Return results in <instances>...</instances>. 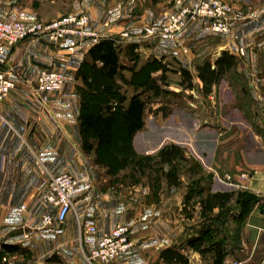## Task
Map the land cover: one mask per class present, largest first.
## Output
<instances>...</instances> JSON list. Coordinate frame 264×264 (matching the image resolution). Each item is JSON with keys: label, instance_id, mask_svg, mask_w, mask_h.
I'll return each instance as SVG.
<instances>
[{"label": "crops", "instance_id": "obj_1", "mask_svg": "<svg viewBox=\"0 0 264 264\" xmlns=\"http://www.w3.org/2000/svg\"><path fill=\"white\" fill-rule=\"evenodd\" d=\"M223 1L232 7L230 33L211 37L213 33L208 24L200 21L190 24L176 42L165 37L143 38L146 26H157L160 16L174 8L173 0H0V19L4 21L42 27L63 16L86 15L88 29L101 36L96 40L64 36L55 43L27 38L6 52V63L0 70L11 68L19 75L15 88L0 105L1 256L6 257L9 264L23 261L30 264H89L85 254L127 220H136L130 230L132 247L108 264H180L165 260L163 252L172 248L181 255L175 246L182 233L189 230L191 236L198 237L201 230L207 229L210 233L202 247L195 245L190 249L195 261L189 264H218V261L220 264L234 261L264 264V160L255 158L256 152L264 147L253 143L251 149L246 148L243 138V143L238 141L232 152L225 145L233 138V132L223 140L213 138L214 151L209 155L193 154L188 149L190 145L164 135L162 125L165 121L158 109L160 105L155 106V115H149L145 108L144 126L132 137L135 153L155 156L166 145L184 146L185 158L193 160L195 165L188 166V182L179 176L182 169L179 165L177 177L167 182L170 192L160 191L155 201H150L149 185L143 187L141 184L144 189L141 208L133 217L134 196L125 190L133 185L118 180L119 175L99 163L95 150L86 152L83 149L79 128L80 90L85 86L75 75L85 60L90 61L89 49L104 38L113 39L119 45L120 61L123 53L132 63L138 57L142 61L140 67L148 60L157 59L166 65L165 68L174 69L175 74L189 71L194 81L190 92L202 89L197 67L208 61L214 68L213 64L224 51L239 62L211 86L209 98H214L213 94L219 90L242 89L229 77L231 72L242 78L244 84L252 76L255 87L262 89L264 0ZM106 19L109 27L104 26ZM124 31L130 36L126 41L119 38ZM240 48L244 50L243 57L239 56ZM54 62L64 68L65 84L59 93L49 94L48 100L44 101L32 90L38 72L54 70L51 68ZM177 86L175 92H180L182 86ZM211 103L214 106V101ZM209 118L205 122L215 125L224 119L216 115ZM149 123L158 136L156 146L150 144L149 147L148 136L152 134ZM207 132L213 134L211 128ZM224 133L220 131L218 135ZM177 135L181 137V132ZM141 136L145 147L138 150L135 142ZM254 138L257 139L255 135ZM166 166L163 164L162 168L168 174ZM226 172L234 174V182L240 187H231L214 179V174L221 177ZM241 172L247 173L248 178L240 179L238 174ZM59 174H69L78 181L74 216L70 213L62 225L54 222L52 227L44 230L40 225L41 212L34 210L32 205L36 204L40 182ZM217 193L228 195L221 207L210 203ZM244 196L251 197L247 203L242 202ZM22 206H27L28 211H22ZM76 215L94 219L96 232H81ZM21 230H25V234ZM19 247L26 250L17 251Z\"/></svg>", "mask_w": 264, "mask_h": 264}, {"label": "rangeland", "instance_id": "obj_2", "mask_svg": "<svg viewBox=\"0 0 264 264\" xmlns=\"http://www.w3.org/2000/svg\"><path fill=\"white\" fill-rule=\"evenodd\" d=\"M63 17H67V16H63ZM109 25L107 27H109ZM215 35L218 36L221 34L213 33V36L211 37H214ZM119 38L121 37L119 36ZM121 40L126 41V39L123 38ZM133 60H134L133 63L130 62L125 56V54L122 53L120 62L123 69L121 70V74L120 76H117L115 79L108 82L115 87V94H114L115 96H111V93H109V97H110L109 100L113 104L115 102H118V98L121 96H124L127 100H129L131 96L139 95L141 99H143V101L145 102V108L147 109V113L149 115H155L157 111V108H155V106L157 104L160 105L158 109H160L163 121H165V123L162 125V130L164 131V135L175 140L176 142H180L185 145H190V147L188 146L185 147H188V149L190 148L193 154L196 153L199 155L201 153L202 154L206 153V155H209V153L212 150L214 151V147L212 146L213 138L215 139L219 138L220 140H223L225 137H230L231 133L233 132L234 134H232L233 136V138H231L232 140L229 139L228 140L229 143L225 145V147L229 148V150L232 152L236 150L239 142L243 143V141L246 148L251 149L253 143L264 147V102H263L264 86L262 89L261 87L258 88L255 87L254 79H252L253 78L252 76L249 77L248 81L244 84L242 78L236 76L235 72L229 73L228 74L229 77L235 80L239 88L242 89L236 91L219 90L213 94L214 98H209L210 95H208V93L210 91L206 92V90H204L203 88V85H202V89H200L199 91L191 90L190 92L191 88L189 89L183 86L188 84V80L186 79V77L183 76L181 73L175 74L174 69H170L166 67L165 68L166 73L161 72V73L152 74V76L155 79L154 87L158 89V92L156 93L153 90L150 91L144 90L143 87L138 86L137 82L134 79H132L131 76L134 71L133 69H138L142 63V61H140L138 57L134 58ZM238 62L235 61V63L229 68V70L236 68ZM88 63L89 62L85 60L81 64L78 71L76 72L75 78L77 80H80L81 83H82L81 81L82 79L80 77V71L81 70L87 71V68L89 67ZM162 65H164V67L166 66L165 64ZM51 68H54V70L56 71L58 70L62 72L64 70V68L59 67V64L55 62L53 63ZM89 77L92 78V75H89ZM219 80L220 78L217 80V83L219 82ZM191 81L192 83L194 82L193 78L191 79ZM95 82L96 83L102 82L101 84H105V82L99 79L98 77H96ZM182 83L184 84L182 85ZM82 84L84 85V83ZM178 84L182 86V89L180 90V92H175V89L178 88L177 86ZM252 85L255 88L250 89L249 86ZM81 91L82 90H80V95H81ZM211 101H214L215 103L214 106H212ZM214 115H216L217 118L223 117L224 118L223 121H225L226 123L222 121V123L216 124L218 125V127H216L215 124H208L205 122V120L210 119L209 118L210 116H214ZM177 122H179L180 124H177ZM149 126L150 129H152V132H150L152 134L148 136L149 138L148 141L151 142V143L148 142L149 147L150 144L152 146H156L158 141V136L156 135L154 127L151 124ZM208 128H211L213 134L207 132ZM219 130L225 131V133L223 135H218V133L220 132ZM175 132L177 133L181 132V137L178 136L177 133ZM254 135L256 136L257 139L254 138ZM143 139L144 138L142 136L136 139L135 146L137 147L138 150L145 147L144 144L145 141ZM132 140H131V145H127V146L133 147ZM171 145L173 144L166 145L165 147ZM120 146L121 145L117 143V147L119 148ZM183 148L180 147V149H182L181 150L182 157L179 158L177 156L175 159H172L170 161L169 160L164 161L162 156L160 155L149 156L148 158L146 157L142 158L143 156H140L139 154H136V156H131V157L127 156V161L129 159H131L132 161L126 162L124 166L119 165L120 163L119 159L117 160V164H116L117 172L115 174L120 176L117 179L121 180L123 183L133 185V188L130 189L127 187L125 189L127 193L132 192L131 195L134 196V201L132 205L133 217L135 215V212L139 211L141 208L140 200H142L143 191H144V189L140 187L141 184L143 187L149 185V188H151L150 201L153 200L155 201L160 191L165 193L170 192L171 189L167 185V182L169 181L168 183H170V181L173 179V176L170 174H166L163 171L162 168L163 164L167 165L166 167L169 168V172L173 171L174 178L177 177L178 166L179 165L182 166V169L180 168L181 172L179 173V176L181 178H184V181L188 182V179L190 177L188 166L189 165L194 166L195 162L191 159L185 158ZM255 158L260 161L264 160V149L258 150V152H256L255 154ZM204 162L206 161L203 160V163ZM214 179L216 178L214 177ZM131 195L128 194V196ZM32 207H34V210L37 209L38 212H41V215L47 209L50 208L49 205L45 203L40 204L37 201L36 204L32 205ZM22 211H28L27 206L23 208ZM72 216H74L73 213ZM133 223H136V220L135 221L127 220L126 222H123V224H119V225L126 224L125 226H129L131 230V224ZM40 225H41V220H40ZM49 228L50 227H48L47 229ZM43 229L45 230L46 228ZM1 230H0V237L3 234V231ZM24 231L25 230H21L23 234H25ZM191 235L192 234H190L189 230H187L184 233H182L181 237L176 242L175 247L177 249H180L181 255L183 257L180 264H189V262L195 261V258L192 257L193 254L190 250L195 248V245H191L190 243V240L194 239V236ZM0 240L2 241V238H0ZM202 245H203L202 242L198 243L196 248L202 247ZM19 249L20 250L17 251L26 250V249H21L20 247ZM24 256H25L24 258L29 259V257H27L26 255Z\"/></svg>", "mask_w": 264, "mask_h": 264}, {"label": "built area", "instance_id": "obj_3", "mask_svg": "<svg viewBox=\"0 0 264 264\" xmlns=\"http://www.w3.org/2000/svg\"><path fill=\"white\" fill-rule=\"evenodd\" d=\"M173 4L174 9L162 14L157 21V26L149 25L144 28V39L165 37L177 41L190 24L198 21L206 22L213 33L228 34L231 32L232 7L223 0H173ZM88 25L89 19L85 15L63 17L42 27L27 26L21 22L0 19V67H4L6 63L7 50L27 38L45 39L54 43L64 36L100 39L101 36L98 32L88 30ZM108 25L109 22L106 20L104 26ZM120 37L128 39L130 36L127 31H124L120 33ZM239 56H244L242 48L239 49ZM18 79V73L13 69L3 68L0 70V105L2 100L15 88ZM64 84L65 75L62 71L41 70L37 74L32 91L45 101L48 100L49 94L59 93ZM251 88L255 87L252 85ZM238 176L243 180L248 178V174L245 172L239 173ZM214 177L219 182L231 187L239 186L234 182L232 172H226L221 177L214 174ZM77 187L78 181L69 174L50 176L40 182L37 187L36 200L40 204L45 203L50 206L42 214V228H48L54 222L60 225L65 223L68 215L74 211V196ZM21 208L23 209L24 206ZM76 218L81 232L85 231L90 234L96 232L97 226L94 219H82L77 215ZM131 247L130 228L125 225H117L98 241L93 250L85 254V258L89 264H107L126 253ZM2 251L3 243L0 240V253ZM0 258L3 262L9 263L6 257L0 256ZM231 264L244 263L234 261Z\"/></svg>", "mask_w": 264, "mask_h": 264}, {"label": "trees", "instance_id": "obj_4", "mask_svg": "<svg viewBox=\"0 0 264 264\" xmlns=\"http://www.w3.org/2000/svg\"><path fill=\"white\" fill-rule=\"evenodd\" d=\"M89 67L80 71V77L85 88L81 91V111L79 117V128L82 135V147L86 152L95 150L99 163L109 167L110 172H117V160L119 165L124 166L127 156H136L131 145L132 137L144 126L143 114L145 102L139 95H133L127 100L124 96L118 98L114 104L109 100V93L115 96V87L108 83L121 74V62L119 57V46L110 38H104L95 43L88 51ZM235 63V58L223 52L216 60L215 67L210 62H205L197 67V77L202 82L204 90L209 92L211 86ZM162 70L165 67L157 59L146 61L137 71H133L132 79L144 90H153L156 93L158 89L154 87L155 79L153 73ZM181 74L186 77L188 84L182 85L185 88H193L192 76L189 71L182 70ZM92 75V78L89 77ZM98 77L105 84L96 83ZM163 78V77H161ZM108 94V95H107ZM117 143L121 145L117 147ZM182 149L176 145L164 147L158 155L163 160H172L177 156L182 157ZM149 156H143L142 158ZM172 172V174H171ZM168 174L174 177L173 171ZM226 194H214L210 203L221 207L227 200ZM251 197L244 196L243 201L247 203ZM210 230H201L198 237L190 240L191 245H197L205 240ZM164 259L168 262H181L182 255L168 248L163 252ZM3 256V255H2ZM0 264H9L3 262L0 258ZM12 264H30L27 261ZM218 264L219 261H218Z\"/></svg>", "mask_w": 264, "mask_h": 264}, {"label": "water", "instance_id": "obj_5", "mask_svg": "<svg viewBox=\"0 0 264 264\" xmlns=\"http://www.w3.org/2000/svg\"><path fill=\"white\" fill-rule=\"evenodd\" d=\"M0 256H1V253H0Z\"/></svg>", "mask_w": 264, "mask_h": 264}]
</instances>
